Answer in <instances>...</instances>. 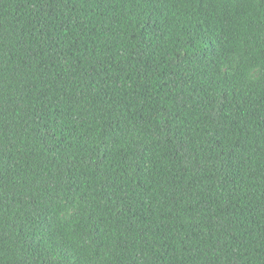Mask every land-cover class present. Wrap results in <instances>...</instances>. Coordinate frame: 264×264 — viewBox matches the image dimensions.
I'll use <instances>...</instances> for the list:
<instances>
[{
    "label": "trees",
    "instance_id": "16d2710c",
    "mask_svg": "<svg viewBox=\"0 0 264 264\" xmlns=\"http://www.w3.org/2000/svg\"><path fill=\"white\" fill-rule=\"evenodd\" d=\"M0 264H264V0H0Z\"/></svg>",
    "mask_w": 264,
    "mask_h": 264
},
{
    "label": "clouds",
    "instance_id": "9594fccd",
    "mask_svg": "<svg viewBox=\"0 0 264 264\" xmlns=\"http://www.w3.org/2000/svg\"><path fill=\"white\" fill-rule=\"evenodd\" d=\"M253 75H255V74H253Z\"/></svg>",
    "mask_w": 264,
    "mask_h": 264
}]
</instances>
